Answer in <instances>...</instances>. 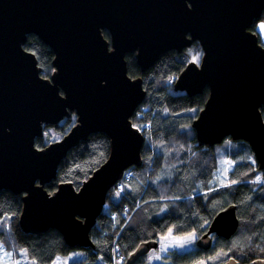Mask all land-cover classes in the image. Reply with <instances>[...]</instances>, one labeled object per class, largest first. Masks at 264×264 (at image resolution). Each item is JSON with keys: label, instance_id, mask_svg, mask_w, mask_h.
Instances as JSON below:
<instances>
[{"label": "water", "instance_id": "95a60500", "mask_svg": "<svg viewBox=\"0 0 264 264\" xmlns=\"http://www.w3.org/2000/svg\"><path fill=\"white\" fill-rule=\"evenodd\" d=\"M263 11L264 0H0V191L22 194L21 232L56 230L67 247L92 249L89 232L108 191L142 163L145 138L130 117L145 90L140 77L127 75L126 54H134L144 72L162 54L199 43V63H188L173 85L189 97L209 90L191 124L197 145L246 142L264 171V45L249 30ZM28 35L53 52L48 78L22 48ZM71 115L75 123L65 135L34 146L43 126ZM94 133L109 139L106 160L79 189L60 183L48 193L45 185L56 179L61 160ZM238 225L230 204L195 245L208 250L212 234L229 239ZM155 248V241L140 243L125 264ZM219 264L239 263L230 258Z\"/></svg>", "mask_w": 264, "mask_h": 264}, {"label": "trees", "instance_id": "16d2710c", "mask_svg": "<svg viewBox=\"0 0 264 264\" xmlns=\"http://www.w3.org/2000/svg\"><path fill=\"white\" fill-rule=\"evenodd\" d=\"M258 22L264 23V11L249 30L256 32ZM102 35L109 41L106 30ZM259 42L262 44L260 38ZM23 49L34 54L40 76L48 78L53 71L51 49L34 35L26 37ZM201 51L197 42L180 53L168 51L144 72L134 54L125 55L127 75L140 77L145 90L142 103L130 117L145 138L142 163L128 169L131 179H121L108 191L106 204L89 235L92 249L67 247L56 230L37 235L22 233L18 225L22 194L9 191H0V248L15 255L25 251L31 261L25 264H50L56 255L72 249L83 250L90 262L100 259L110 264L112 255L117 254L118 264H125L140 243L158 242L170 229L179 235L195 232L201 236L214 215L233 204L239 225L229 239L216 236L208 250L195 247L173 253L171 264H193L219 251L226 258L218 263L230 258L239 264L264 260V171L258 169L252 150L243 141H232L223 152L219 149L221 157L216 151L218 145L199 147L191 124L209 90L205 88L191 97L174 90L178 74L195 56H199L198 64ZM260 112L264 122V105ZM74 123L75 115H71L57 125L43 126V136L35 139L34 146L41 149L60 139ZM108 154L109 139L103 133L91 134L68 151L58 165L56 179L45 185V190L53 193L60 183H71L79 189ZM220 158L228 164L224 173L222 165L219 169ZM144 257L135 264H145Z\"/></svg>", "mask_w": 264, "mask_h": 264}, {"label": "rangeland", "instance_id": "374dc122", "mask_svg": "<svg viewBox=\"0 0 264 264\" xmlns=\"http://www.w3.org/2000/svg\"><path fill=\"white\" fill-rule=\"evenodd\" d=\"M262 24H264V23L258 22L255 25V30H256L260 40L262 41V44L264 45V29H261V27H260V25H262ZM22 48H23V46H22ZM201 54H202V51L200 52V55ZM195 57H199V56H195ZM56 138H58V137H56ZM231 144H232V140H230L229 138L225 139L222 143L218 144V148H216V151H217V153H219V157H221V155H220L221 151L219 152L218 150L220 149L223 152L224 149H229ZM226 159H227V156H226ZM221 165H222V171L224 173V171L228 168L227 161H224L220 158L219 169H220ZM128 169L124 171L121 179L129 180L132 178V176H130L131 173L129 172ZM223 184H225V182ZM119 188L121 189V187H119ZM105 204H106V202H105ZM96 222H97V220H96ZM95 225H96V223H95ZM95 225L91 228V230L95 227ZM91 230H90V232H91ZM90 232H89V235H90ZM190 234H195V232H189L187 234L179 235V234H175L173 232V230L170 229L163 236L159 237L158 246L156 249L149 250L146 253V255H144L145 257L141 256L138 260H140L144 257V263L145 264H171L173 262L172 258H171L173 253L187 252V251H190L196 247L195 243H196V240L198 239L196 234L191 239H185L186 237H189ZM165 237H167V239H165ZM217 237H219V236H217ZM212 239H214V238H212ZM181 245H183V246H181ZM117 249H118V247L114 246V250L117 251ZM5 253H7L8 255H5ZM26 255L27 254L25 253V251H19L17 253V255L11 254V252H7L2 247V248H0V264H25L26 262L30 261L28 259V257H26ZM157 256L160 258L157 259L156 258ZM86 258H87V254L83 250L72 249L65 255H56L50 264H103L100 259H97L95 262H90V261H87ZM225 258H226V255L224 256L223 253L220 254V251H219V252L204 256L201 259L194 262L193 264H201V262H203V264H219L218 262L220 260L225 259ZM30 263H31V261H30ZM112 264H118L117 257L112 258Z\"/></svg>", "mask_w": 264, "mask_h": 264}, {"label": "snow or ice", "instance_id": "6c2138e0", "mask_svg": "<svg viewBox=\"0 0 264 264\" xmlns=\"http://www.w3.org/2000/svg\"><path fill=\"white\" fill-rule=\"evenodd\" d=\"M260 27H261V29H264V24L260 25ZM198 59H199V57H194V58H193V62H194V63L197 62ZM170 234H171V233H170ZM194 235H195V234H190V236H189V237H186L185 239H191V238L194 237ZM165 239H167V237H165ZM181 246H183V245H181ZM5 255H8V254L5 253ZM218 255H219V254H218ZM156 258L159 259L160 257L157 256ZM201 264H203V262H201Z\"/></svg>", "mask_w": 264, "mask_h": 264}, {"label": "bare ground", "instance_id": "6f19581e", "mask_svg": "<svg viewBox=\"0 0 264 264\" xmlns=\"http://www.w3.org/2000/svg\"><path fill=\"white\" fill-rule=\"evenodd\" d=\"M256 22H257V21H255L254 23H256ZM254 23H253V24H254ZM249 29H250V28H249ZM171 51H172V50H171ZM174 51H175V50H174ZM177 53H178V52H177ZM206 88H207V87H206ZM134 112H135V111H134ZM133 114H134V113H133ZM245 143H246V142H245ZM253 157H254V159H255L254 153H253ZM119 182H120V181H119ZM119 182H118V183H119ZM118 183H117L116 185H118ZM111 189H112V188H111ZM103 208H104V207H103ZM102 210H103V209H102ZM237 229H238V227H237ZM237 229H236V230H237ZM211 237H212V235H211ZM212 242H213V239H212ZM157 246H158V242H157ZM211 246H212V244H211ZM196 248H197V247H196ZM155 249H156V248H155ZM198 249H199V248H198Z\"/></svg>", "mask_w": 264, "mask_h": 264}, {"label": "built area", "instance_id": "2783aa9c", "mask_svg": "<svg viewBox=\"0 0 264 264\" xmlns=\"http://www.w3.org/2000/svg\"><path fill=\"white\" fill-rule=\"evenodd\" d=\"M113 257H117V261H118V262L120 261V257H119V255H117V254H113V255H112V258H113ZM111 264H112V262H111Z\"/></svg>", "mask_w": 264, "mask_h": 264}, {"label": "flooded vegetation", "instance_id": "af4514ba", "mask_svg": "<svg viewBox=\"0 0 264 264\" xmlns=\"http://www.w3.org/2000/svg\"><path fill=\"white\" fill-rule=\"evenodd\" d=\"M216 237L214 234H212V238Z\"/></svg>", "mask_w": 264, "mask_h": 264}]
</instances>
